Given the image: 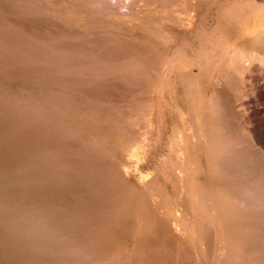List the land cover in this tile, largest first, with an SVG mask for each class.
<instances>
[{"label":"bare ground","instance_id":"6f19581e","mask_svg":"<svg viewBox=\"0 0 264 264\" xmlns=\"http://www.w3.org/2000/svg\"><path fill=\"white\" fill-rule=\"evenodd\" d=\"M216 1L193 0L190 6V2L180 4L178 0L0 2L4 10L0 17V104H17L12 109L16 113L12 126L0 127V155L8 153L14 159L19 168L14 172L28 168L24 177H11L12 183L20 187L45 183L37 193H22L11 185L19 197L8 200L10 206L23 208L22 201L35 202L31 209L24 208L23 217L28 221L23 234L25 245H45L42 255L46 259L40 264H187L189 260L188 264H206L224 255L232 264H264V244L260 242L264 196L239 190H255L259 177L244 175L243 183L246 180L248 186L244 183L242 187L234 175L241 174L240 167L246 163L238 162L240 157L216 172L207 162V154L215 155L217 149H223L224 158L236 153V147L225 145L242 135H218L221 123L213 114L221 111V105L204 94L217 88L215 77L222 73L236 75L245 62L264 63V1L254 2L256 20L251 21L246 39L235 29L239 35L233 37L232 31L230 35L219 32L217 24L228 26L232 16L216 21L214 27L208 23L206 16ZM247 6H243L244 12ZM55 21L60 26L70 23L76 31L56 32L59 23ZM199 25L209 27L202 48L194 44L191 33ZM107 27L115 29L100 38L96 30L104 32ZM215 34H219L217 39ZM109 43L115 47L105 51ZM224 44L228 49H221L225 57L220 62L210 50ZM9 110L7 107L5 115ZM29 119H37L36 124L26 125ZM30 128L34 134L39 132L38 141L29 137ZM43 136L54 145L40 147ZM67 143L73 147L68 149ZM157 145L165 147L163 174L147 163ZM79 162L87 163L89 169L77 174L72 169H82ZM35 164L38 170L31 167ZM232 165L238 167H233V185L215 189L214 184L221 185L229 177ZM63 178L68 180L67 188ZM238 192L241 195L231 199ZM63 200H68L64 211L59 209ZM62 213L65 216L59 217ZM216 225L223 230L219 234ZM209 234L220 237L206 249L203 240H210ZM57 242L66 245L62 248Z\"/></svg>","mask_w":264,"mask_h":264},{"label":"rangeland","instance_id":"374dc122","mask_svg":"<svg viewBox=\"0 0 264 264\" xmlns=\"http://www.w3.org/2000/svg\"><path fill=\"white\" fill-rule=\"evenodd\" d=\"M5 2V0H0V2L2 3V2ZM13 2H22V1H25V0H12ZM159 1H161V0H159ZM179 1V3L180 4H182V3H185V2H183V1H186V3H189V4H187V5H191V2L193 1V0H178ZM249 1H251V4L249 3ZM255 1H257V0H217L216 1V4H215V6L208 12V14H207V19H208V23L212 26V24H213V26L212 27H214L215 25H216V21H218V20H221V19H223V18H226V19H228L230 16H232V17H230L228 20L230 21V24L228 25V26H226V25H224V26H218V24H217V27L218 28H220V30H219V32H222V31H225V34H228V35H230L231 34V32L230 31H232V33H233V35L231 34L230 36H235L236 34L237 35H239V33H240V36H241V34L245 37V39H246V37L248 36V32H250V31H247V29L248 30H252L251 28H252V26H253V23L251 22V21H254V20H256L255 18H254V16H252L254 13V11H255V4H254V2ZM264 0H261V2H263ZM3 2V3H4ZM176 2H177V0H176ZM249 3V6H247V4ZM1 5V4H0ZM173 5V4H172ZM174 5H179V4H177V3H175L174 2ZM243 6H247V10H246V12H244V7ZM242 8V9H241ZM188 10V9H187ZM0 11H1V13L2 14H0V17L1 16H3L4 15V10H2L1 8H0ZM237 13V14H236ZM247 13H250V15L249 14H247ZM212 14V15H211ZM249 16V17H246L247 15ZM250 16H251V20H250ZM248 20V22H247V20ZM59 21H63V20H59ZM59 21H55L56 23H59V24H57L56 25V30H54V31H56V32H60L61 30V32H69V30H71L72 29V26H71V24L69 23H65V24H62V26H60V23L61 22H59ZM235 22V23H234ZM239 22H243V23H240L241 25H243V26H241L240 24H239ZM234 25H233V24ZM203 24V23H202ZM246 24V25H245ZM233 25V26H232ZM252 25V26H251ZM52 26V24H50V28H52L51 27ZM59 26H60V28H59ZM68 26H71V27H68ZM248 26V27H247ZM251 28H250V27ZM65 27H68V28H65ZM237 27H239V28H237ZM71 28V29H70ZM83 28H84V26H83ZM209 28V27H208ZM208 28H206L205 26H202L201 28H200V25H199V27H192V30H191V33L193 34V41H194V44H196V43H198L199 44V46L202 48L203 46H204V39H205V36H206V33H207V31H208ZM222 28V29H221ZM237 28V29H236ZM245 28V29H244ZM64 29V30H63ZM79 30H82V28H78ZM115 28H113V27H107V28H105V31L103 32V30H102V32L100 31H98V30H96V32H97V34H98V36L100 37V38H103L104 37V35L107 33V34H109V32L111 33L112 32V30H114ZM234 29L236 30V31H238L239 33H237L236 31V33L234 32ZM68 30V31H67ZM73 30H75V29H72V31ZM109 30H111V31H109ZM229 30V31H228ZM246 30V32H244ZM76 31V30H75ZM109 31V32H108ZM210 31V30H209ZM63 32V33H64ZM71 32V31H70ZM103 33V34H102ZM199 33V35H197ZM244 33H245V35H244ZM247 33V34H246ZM256 33H260V31H258V32H256ZM262 33H264V32H262ZM161 34H163V37H164V32H162ZM225 34H224V36H225ZM218 35L219 34H215V39H217L218 38ZM262 35V34H261ZM264 36V35H263ZM199 37L201 38L200 40H199ZM240 37H238V39H239ZM243 39V38H242ZM241 39V40H242ZM66 44H68V45H72L71 44V41H66ZM217 44H220V43H217ZM113 45V46H112ZM115 44H113V43H109L108 44V46H109V48H108V46H107V48H105V51L106 50H111V49H113V47H115L114 46ZM226 45V46H225ZM228 45L227 44H224V45H222V46H217L216 45V47H213V48H211V52H212V54L213 55H215L216 54V59L218 60V61H223V57H225V55H222L221 54V49L222 48H226ZM220 48V49H219ZM213 49H215V50H213ZM226 49H228V48H226ZM216 50H217V52H216ZM183 53V54H182ZM185 53L184 52H181V56H182V58L183 59H186V60H189V58L186 56V54L184 55ZM198 54V53H197ZM218 54V55H217ZM226 54V53H225ZM222 55V56H221ZM219 56H221V58L219 57ZM198 57V56H197ZM214 57V56H213ZM221 59V60H220ZM236 61H238V60H236ZM230 65H232V64H230ZM230 65H228V66H230ZM234 65H237V63L236 64H234ZM244 65H245V67H244ZM249 65H250V67H249ZM248 65V62H245V64H243L242 65V67H240L241 69H239L238 70V72L236 73V75H230L229 73H228V75L226 74L225 75V72L224 73H222L221 75L222 76H217V77H215V82L217 83V85H216V87L217 88H214V89H210V91L211 92H209V91H204V94H205V96L207 97L208 96V98H209V101L210 102H214V101H216V103H217V101H219L217 104L220 106L221 105V111L219 112V111H217V110H214L215 111V114H213L214 116H216V120H218V122H220L221 123V130L218 132V135L220 136V137H226L227 135H233L235 132H237V133H239V134H241L242 135V137H241V135H239V137H241V139H239V140H237V141H235L236 139H237V137H234V138H231L230 139V143L231 142H237V144H235L234 142L233 143H231V144H227V145H225L226 147H229V148H231V149H233V147L236 149H233L236 153H234V154H232V156H225V158H224V152H223V149L222 150H219V149H217V151H216V153H215V155H214V153L213 154H210V155H208L207 154V156H206V159H207V162L209 161V165H212V167H213V165H214V167L213 168H215L214 169V171L216 172V171H220V170H222L223 168H225V167H228V166H230L229 164H231V163H229V162H234V158H236V160L239 158V160H238V162H243V161H245L244 163L246 164V166H245V164H243L242 163V166H241V163H239V165L241 166V167H244V170L240 167V170L239 171H241V174H236L235 172H234V170H233V167H234V169H238V167L236 166V165H232V168H231V171L230 170H228V172L230 171L231 173H230V175H229V177H227V178H225V179H223V184H219V183H217L216 185L214 184L213 186L215 187V189H217L218 187H219V190H220V188L222 189V187H225L226 185H233L232 183H231V181H232V177H231V175L233 174V172H234V175H236L237 176V180H239L238 182H240V183H238V184H242L241 186L242 187H244V185L245 186H248V184H247V182H246V180L244 181V183H243V180H244V178H245V176H250V178L252 177V176H254L253 178H260V176H263V177H261V178H263L262 179V181L261 180H259V178L258 179H256L257 181V184L255 183V190H254V188H250L249 187V189H252V190H249V189H245V188H247V187H244L243 189H239L240 191H241V193L243 192L244 193V191H246L247 192V190L248 191H250L249 193L251 194V192L252 191H257L256 193L255 192H252V195L255 193V194H259V193H261L262 192V194H263V196H264V63H261V62H259V61H257V60H255V61H252L250 64ZM247 67H249V68H247ZM245 68V69H244ZM247 68V69H246ZM186 69V68H185ZM244 70V71H243ZM247 70V71H246ZM243 72V73H242ZM242 73V74H241ZM239 74V75H238ZM224 75H225V77H224ZM244 75V76H243ZM244 78H243V77ZM220 77V78H219ZM225 79V80H224ZM222 80V81H221ZM221 83V84H220ZM240 84V85H239ZM222 86V87H221ZM219 88V89H218ZM213 90H215V91H213ZM219 91V92H218ZM208 92V93H207ZM212 93V94H211ZM214 93V94H213ZM217 93V94H216ZM186 94V93H185ZM185 94L183 95V98H185L186 99V96H185ZM207 94V95H206ZM221 95H222V97H221ZM211 97V98H210ZM216 97V98H215ZM221 98V99H220ZM228 100H229V102H228ZM209 101L207 100L206 102H208V103H206L207 104V107H210L209 106ZM233 101V102H232ZM221 103V104H220ZM229 103V104H228ZM211 104V103H210ZM226 106H225V105ZM16 105L17 104H13V105H5V104H3L2 103V106H1V104H0V111L2 110V112H0V127L3 129L4 128V130H5V126L6 127H9V126H12V123L14 122V119H13V116H14V114L16 115V113L15 112H12V111H14L15 109H17V107H16ZM6 106V107H5ZM228 106V107H227ZM8 107V113H7V115H5V110H6V108ZM15 107V108H14ZM226 108V109H225ZM12 109H14V110H12ZM226 110V111H225ZM17 111V110H16ZM209 110H207V112H208ZM213 111V112H214ZM10 112H12L13 114H10ZM210 113L212 112V111H209ZM228 112V113H227ZM230 113V114H229ZM229 115V116H228ZM213 116V117H214ZM222 116V117H221ZM11 117V118H10ZM221 121H220V120ZM37 120V119H36ZM36 120L34 119H29L28 121H26V122H28L26 125H29V127H32V126H34V124H36ZM31 121V122H30ZM225 123V124H224ZM15 125H17L16 124V122H15ZM32 125V126H31ZM225 128H227V129H225ZM236 128V129H235ZM30 130H31V133H28L29 134V137H35V138H33V139H35V140H37L38 141V139H37V137L39 138V137H41L40 136V134H39V132H38V134H37V132H36V134H34L35 132V130H33L32 128H30ZM12 131V130H11ZM10 131V132H11ZM225 131V132H224ZM223 132V133H222ZM230 132V133H229ZM227 133V134H226ZM249 133V134H248ZM34 135V136H33ZM8 136V135H7ZM244 137V138H243ZM242 143V144H239V143ZM51 143V142H50ZM49 143V141L47 142V137L45 138L44 136H43V138H42V140L40 141V147H42V148H45V147H49V145H50V147L51 146H53L54 144L52 143V144H50ZM56 143V142H55ZM164 143V141H162V143L161 144H163ZM212 143V142H211ZM68 145H67V148L68 149H70V147H73L72 146V143H67ZM70 144V145H69ZM233 144V145H232ZM245 144V145H244ZM75 145V144H74ZM230 145V146H229ZM231 145H232V147H231ZM238 145V146H237ZM6 147V149H10L11 147L9 146L8 148H7V146H5ZM49 147V148H50ZM151 147H152V145H151ZM151 147H149L150 148V150L152 151V149H151ZM203 147H205L206 148V144H204V146ZM238 147V148H237ZM241 148H243V149H245V151L243 152V149H241ZM8 149V150H9ZM237 149H241V152L239 151V150H237ZM82 149H79V151H81ZM249 150V151H248ZM221 151H222V153H221ZM240 152V153H239ZM248 152H249V154H248ZM21 153V152H20ZM166 152H165V147H164V145H161V146H159V145H157V148H155V154H152V156L150 157V159L148 160L147 159V163L149 164V166L151 167V168H153V167H155L156 168V171H158V172H164V169H165V166H164V160H162V157H164L163 155L165 154ZM219 153H220V155H219ZM245 153H246V156H245ZM243 154H244V156H243ZM9 154L8 153H1V155H0V176H1V178H2V173L4 174V172H6V174H4V177H3V179H1V181H0V225L1 226H4L5 225V223H6V225L4 226V227H1L0 226V264H40L41 263V261H44L43 259L45 258L46 259V257H44V255H42L43 254V248L42 247H44L45 245H40V243L38 244V243H36V245H34V243L32 242L31 244H29V245H32V249L30 250V248H31V246L30 247H28L29 245H27L29 242H26V245H25V238H26V236H24V232H25V225L27 224V221H26V217H23V214H25V212H27V211H24V208H25V210H28V209H31L33 206L32 205H34L35 204V202H27V201H22V204L21 205H23L24 204V208L22 207V206H20V205H16L15 207H14V205L12 204V206H10V202H12L13 201V199H14V197H16L17 196V194H16V191H17V187L18 188H21V191H22V193H26L27 191H31V192H33V193H37V192H40L41 191V189L43 190V188L45 187V183H44V185L42 186V181H40V183H38V182H34V184H33V186H31L32 185V183L33 182H29L30 184H28V186L27 185H25V186H17L16 184H17V182H13L12 183V180L14 181V179H12V178H15V179H17L16 177H19V179H20V177L22 178V177H24L25 176V174L26 173H28V168H26L25 170H23L22 172H14V171H18L17 169H19V168H17V166H15L16 165V162L14 161V159H12L10 156H8ZM229 155V154H228ZM239 155H241V156H243V157H241V156H239ZM4 156V157H3ZM213 156V157H212ZM2 157V158H1ZM73 157L74 158H77V156H75V154H73ZM141 157H145L144 155H142ZM223 157V158H222ZM230 157H231V159H230ZM233 157V158H232ZM12 160H11V159ZM214 159L213 161H215V159L217 158H219L218 159V161H216V162H214L213 163V161H211L210 159ZM222 158V159H221ZM2 159V160H1ZM5 159V160H4ZM68 159V158H67ZM91 160L93 159V158H90ZM233 159V160H232ZM220 160H222V161H220ZM2 161V162H1ZM7 161H9L8 163H6ZM72 161V160H71ZM78 161H79V159H78ZM253 161V162H252ZM13 162H15V164H13ZM217 162H220V163H217ZM261 162V163H260ZM4 163V165H2ZM5 163H6V167H5ZM12 163V164H11ZM18 164V163H17ZM84 164V165H83ZM8 165V166H7ZM14 165V166H13ZM36 165L37 164H35V167L34 166H31V167H33L34 169H39V166H40V168H41V170H43V165L40 163V165L38 166V168L36 167ZM79 167H82V169H80V168H73L72 170H75V171H77V174H79V172H81L82 170H84V168L86 167L87 169H89L88 167V164L87 163H81V162H79ZM219 165V166H218ZM228 165V166H227ZM244 165V166H243ZM257 165V166H256ZM259 165V166H258ZM3 166V167H2ZM11 166H13V167H15V168H13L12 169V167ZM153 166V167H152ZM217 166V167H216ZM5 167V168H4ZM8 167V168H7ZM10 167V168H9ZM32 168V169H33ZM85 168V169H86ZM218 168V169H217ZM6 170V171H4V170ZM7 169H8V171H7ZM24 169V168H23ZM250 169V170H249ZM3 170V171H2ZM14 170V171H13ZM233 170V171H232ZM85 171V170H84ZM84 171H83V173H82V175L84 174ZM246 172V173H245ZM248 172V173H247ZM261 172V173H260ZM13 173L15 174V176L13 175ZM24 173V174H23ZM161 173H160V175H161ZM10 176H9V175ZM163 174V173H162ZM255 174V175H254ZM82 175H79V177L80 176H82ZM245 175V176H244ZM257 175V176H256ZM84 176V175H83ZM12 177V178H11ZM76 177H78V176H76ZM241 177V178H240ZM242 177H244V178H242ZM8 178V182L9 183H12V184H7L8 182H6L7 179ZM26 179L28 178V177H25ZM167 178V177H166ZM260 178V179H261ZM66 178H63V182H64V184L66 185L67 184V182H68V180L66 181L65 180ZM78 178H75V181L77 180ZM227 179H228V182H227ZM3 180V181H2ZM161 180L162 181H165L166 182V180H164V177L163 178H161ZM259 180V181H258ZM5 181V183H3ZM70 181V180H69ZM226 181V182H225ZM174 182V181H173ZM242 182V183H241ZM262 182V183H261ZM39 185H38V184ZM228 183V184H227ZM231 183V184H230ZM259 183V184H258ZM173 184V183H172ZM244 184V185H243ZM4 185V186H3ZM7 185V186H6ZM11 185H14V186H16V187H14V186H11ZM41 185V186H40ZM64 185V188H67V185L65 186ZM258 186V188H257V186ZM259 185H261L260 187H259ZM2 186V187H1ZM27 186V187H26ZM31 186V187H30ZM38 186V187H37ZM4 187V189H2ZM6 187V188H5ZM15 188V190H14V188ZM28 187H30V188H28ZM166 187L168 188V190H171V184L170 183H167L166 184ZM23 188V189H22ZM28 188V189H27ZM39 188V189H38ZM256 188L258 189V190H256ZM263 188V189H262ZM10 189H12V191L9 190ZM26 189V190H25ZM213 189V188H212ZM260 189V190H259ZM262 189V190H261ZM5 190H8V192L7 191H5ZM218 190V192H221V191H219ZM66 191H67V189H66ZM3 192H6L5 194L3 193ZM68 192V191H67ZM217 191L215 190V193H216ZM3 194V195H2ZM9 195V196H8ZM13 195V196H12ZM215 195H217V193L215 194ZM236 196H232L231 195V199H237V197H239V195H241L240 194V192H238V193H236L235 194ZM244 195V194H243ZM4 196V197H3ZM8 197V198H7ZM17 197H19V196H17ZM68 197V196H67ZM67 197H66V199H67ZM10 202H9V201ZM64 201V202H63ZM62 202L63 203H61L60 204V206H59V209L60 210H63L64 211V203L67 201V204H68V200H63ZM6 202V203H5ZM5 205V206H7V209H4V208H6L5 206H3V208H2V206L1 205ZM8 204V205H7ZM66 204V203H65ZM9 206V207H8ZM20 206V207H19ZM16 207H19V208H17V210H18V213L16 214H12V212H17V210L16 209H14V208H16ZM62 207V208H61ZM216 208V207H215ZM214 208V209H215ZM220 208V209H219ZM222 208V209H221ZM1 209H4V211H5V213H4V211L3 210H1ZM218 209L219 210H223V207H218ZM14 210V211H13ZM16 210V211H15ZM19 210H20V213H19ZM260 210V209H259ZM8 211H9V213H8ZM218 211V210H217ZM259 212V211H258ZM4 213V214H3ZM61 213V212H60ZM22 214V215H21ZM217 215L216 214V212H214V210H213V215ZM256 214V216L255 217H257V215H258V213H257V211L256 210H254V212H253V215H255ZM20 215H21V217H20ZM64 217L65 216V214L64 213H62V214H59V217ZM4 218V219H2V218ZM36 218L38 217L37 215L35 216ZM6 218V219H5ZM2 219V220H1ZM8 219V220H7ZM9 219H11V220H9ZM12 219L14 220V219H16L17 221L16 222H12ZM21 219H23V220H21ZM6 221H8V222H6ZM10 221H11V224H10ZM3 222V223H2ZM13 223V224H12ZM16 223V224H15ZM22 223V224H21ZM228 223V226H229V224H231V223H229V222H227ZM2 224H4V225H2ZM21 224V225H20ZM15 225V226H14ZM249 224H247V226H248ZM252 225V224H251ZM29 226V225H28ZM21 227V228H20ZM218 227H221V226H218V225H216V233L217 234H219V233H221L223 230L221 229V228H218ZM14 228V229H13ZM13 229V230H12ZM21 230V231H20ZM251 230H253L252 228H251ZM261 230H262V232L264 233V224H263V226H262V228H261ZM10 231V232H9ZM219 232V233H218ZM3 233V234H2ZM13 233H15V234H13ZM233 234H234V232H233ZM1 235H3V236H1ZM12 236V237H10V236ZM20 235V236H19ZM263 235V234H262ZM5 236H7V237H5ZM18 236V237H17ZM75 236V235H74ZM74 236H72L71 237V239L72 238H74V239H76V237H74ZM209 236H211V237H209V239L210 240H207V239H205V240H203L204 241V245H205V247L207 246H210L211 245V243H212V245H215V243H216V238L217 237H220V235H212V234H209ZM223 236V235H222ZM4 237V238H3ZM215 237V238H214ZM263 237H264V235H263ZM263 237H261L260 238V242L261 243H263L264 244V238ZM7 238V239H6ZM15 238H17V240L15 239ZM30 238V237H29ZM225 238V237H224ZM227 238V237H226ZM225 238V239H226ZM263 238V239H262ZM3 239V240H2ZM10 240L12 241V242H10ZM212 240V241H211ZM213 240H214V242H213ZM20 241V242H19ZM227 241V240H226ZM31 242V241H30ZM2 243V244H1ZM58 243V242H57ZM214 243V244H213ZM10 245L9 247L8 246H6V245ZM17 244H19V245H17ZM66 245V244H64V243H58V245H61V247L63 246V245ZM210 244V245H209ZM225 244V243H224ZM5 245V246H4ZM23 247V248H22ZM29 248V249H25V248ZM33 247H34V249H33ZM39 247V248H38ZM65 247V246H64ZM67 247V246H66ZM206 247V249H209V247L207 248ZM219 249H222L223 248V244L221 245V247L218 245L217 246ZM21 248V249H20ZM63 248V247H62ZM62 248H60V249H62ZM22 250V251H21ZM26 250H27V252H28V254H29V257H27V256H24V255H26L27 253H26ZM29 250V251H28ZM8 251V252H7ZM12 251V252H11ZM33 251V252H32ZM220 251V250H219ZM10 252V253H9ZM14 252V253H13ZM16 252V253H15ZM30 252V253H29ZM40 252V253H39ZM202 252V251H201ZM218 252V251H217ZM216 252V255H217V258H218V254L219 253H217ZM4 253V254H3ZM11 253H13V254H11ZM23 253V254H22ZM67 254L68 253H72V252H66ZM41 254V255H40ZM5 255H7V259L6 258H4V256ZM14 255V256H13ZM40 255V256H39ZM69 255V254H68ZM33 256V257H32ZM35 256V257H34ZM46 256V255H45ZM39 257V258H38ZM18 259V260H17ZM42 259V260H41ZM52 259H53V257L51 258V261H52ZM227 259V260H226ZM16 260V261H15ZM26 260H29V261H26ZM31 260V261H30ZM38 260V261H37ZM225 260V261H224ZM245 260L246 261H250V259H249V256L247 257H245ZM217 261V262H216ZM18 262V263H17ZM251 262V261H250ZM188 263H191V261L189 260V261H187V264ZM216 263H219V264H232V262L230 261V258L229 257H227L226 255H224V257L222 258V256H219V258L217 259V260H215V261H213V262H207L206 264H216ZM50 264H52V263H50Z\"/></svg>","mask_w":264,"mask_h":264}]
</instances>
